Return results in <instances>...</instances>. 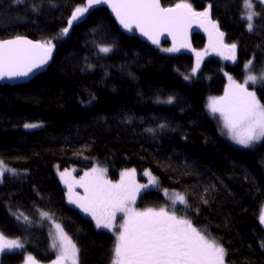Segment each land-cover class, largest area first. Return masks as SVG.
<instances>
[{"label": "trees", "instance_id": "trees-1", "mask_svg": "<svg viewBox=\"0 0 264 264\" xmlns=\"http://www.w3.org/2000/svg\"><path fill=\"white\" fill-rule=\"evenodd\" d=\"M160 1L163 8L187 3L194 12L211 4L209 19L224 33V45H237L235 60L209 52L193 74L194 57L163 51L172 48L169 43L150 46L135 32L126 36L104 7L90 8L63 35L85 0H0V40L54 45L44 73L27 84L0 85V157L18 171L0 182V234L23 245L4 250L0 264H21L25 255L54 263L48 219L37 209L49 212L71 237L78 264H112L114 233L97 229L86 213L69 206L55 175L69 167L81 174L94 165L117 182L124 170L151 172L158 184L139 196L138 207L168 205L173 192L186 195L189 218L219 240L225 264H264L258 219L264 210V140L251 148L225 140L216 127L218 113L208 107L211 98L225 94L229 77L237 83L245 77L254 55L250 71L260 72L264 28L257 22L254 32L247 31L243 0ZM260 5L257 11L264 10ZM193 45L201 49L204 38L195 36ZM254 90L264 104V84ZM170 97L173 103H167ZM25 124L39 126L26 130ZM182 208L177 206L178 215ZM21 212L30 223L17 219Z\"/></svg>", "mask_w": 264, "mask_h": 264}, {"label": "snow or ice", "instance_id": "snow-or-ice-1", "mask_svg": "<svg viewBox=\"0 0 264 264\" xmlns=\"http://www.w3.org/2000/svg\"><path fill=\"white\" fill-rule=\"evenodd\" d=\"M14 2L22 4L25 0H14ZM257 2L264 4V0H243L245 15L242 19L247 21L248 32L256 30L257 22L261 28H264V10H256ZM98 4H107L125 29L131 31L135 27L153 44H159L158 36L165 31L173 37L175 42L178 36L184 35L191 23L190 18L196 17L200 21V26L208 24L215 30L218 42L228 51L225 58L235 60L237 45L235 43L223 45L224 33L220 32L218 26L209 19L211 4L203 12H194L191 5L187 3L177 4L175 8H163L159 0H86L84 6L75 8L68 20V26L63 28L61 33L67 35L72 23L84 17L90 8ZM32 10L38 9L33 6ZM209 36L211 42V32ZM53 48L51 40L35 43L22 37L0 40V80L27 77L34 69L48 62ZM110 50L108 47L100 48L103 53ZM178 50L175 44L172 48L163 49L166 52ZM201 55L202 53H196L197 64L193 74L199 68ZM254 60L255 55L245 64V69H250ZM185 79L188 77L186 76ZM229 81L225 94L211 98L208 107L213 114H219L226 135L235 144L243 148H251L264 140V104L257 99L255 91L248 90L247 85L249 82L253 85L258 82L264 84V66L261 67L259 75H247L242 84L236 83L232 77H229ZM167 103H173V98L170 97ZM38 126L37 124L24 125L25 128ZM160 127L163 128L165 125L162 124ZM5 173L18 175V171L0 157V182L3 181ZM144 174L149 177V184H158L157 178L151 172ZM67 175L70 174L61 173V178ZM128 175H134V170L133 173H123L122 177ZM74 183L83 188L85 194L79 196L74 193L73 185L69 184V203L76 204L84 213L91 215L96 221L97 228L112 230L116 214H123V223L119 226L120 230L112 250V264H225L226 250L219 240L212 236L207 226L197 227L193 219L189 218V212L193 208L186 195L173 192L169 196L171 210L161 207L158 210L148 208L137 211L131 205L135 203L137 191L141 187L139 185L130 187L123 178L119 184H112L105 179L103 171L96 168L91 173H85L84 177ZM165 194L168 195L167 190ZM203 202L207 203V200ZM177 204L183 206L179 210L182 213L180 215L177 214L175 207ZM37 211L42 219H53L49 212L39 209ZM195 211L198 214L199 209ZM21 217L25 222H31L22 212L17 219ZM258 219L259 223L264 225V210L260 212ZM55 229L52 246L57 248L58 245L59 254L54 264H68V262L78 264L76 245L69 239L60 223H55ZM261 246L264 247V243ZM21 247L23 245L19 241H7L0 235V252ZM31 259L29 257L30 261Z\"/></svg>", "mask_w": 264, "mask_h": 264}, {"label": "rangeland", "instance_id": "rangeland-1", "mask_svg": "<svg viewBox=\"0 0 264 264\" xmlns=\"http://www.w3.org/2000/svg\"><path fill=\"white\" fill-rule=\"evenodd\" d=\"M259 3V2H258ZM264 4H262V5H260V6H263ZM245 15V9H244V7H243V16ZM255 19V18H254ZM246 21V20H245ZM246 23H247V21H246ZM197 52H199V53H202V55H201V57H200V64H199V66L200 65H202L208 58H209V50H207V48L206 47H202L201 49H196L195 50V55H194V58H195V61L197 62V56H196V53ZM215 54V53H214ZM251 69H246V74H245V77L240 81V82H238V83H240V84H242V83H244V80H245V78H246V76L247 75H249V74H255L253 71L251 72L250 71ZM260 73V72H259ZM259 73H256V75H259ZM185 78V77H184ZM237 83V82H236ZM259 84H261V83H257V84H255V85H253L251 82H249V84L247 85V87H248V90L249 91H255L254 90V88L256 87V86H258ZM218 116H219V114H218ZM219 118H220V116H219ZM215 120H216V122H215V124L217 123V119L215 118ZM219 121H220V126L218 127V123L216 124V127H217V129H218V132L220 133V135L225 139V140H231L227 135H226V130H224L223 129V122H222V119L220 118L219 119ZM220 128V129H219ZM26 129V128H25ZM27 130V129H26ZM232 141V140H231ZM263 141V140H262ZM261 141V142H262ZM259 144V143H258ZM255 145H257V144H255ZM254 145V146H255ZM102 166V165H101ZM94 168H96V169H98V170H102L103 169V166H102V168L99 166V165H94L93 167H91L90 169H88V170H86V171H83L81 174H78V169L76 168V167H69V168H67V169H63V170H56L55 171V175L57 176V178H58V180H59V182H60V184L62 185V188L64 189V191H65V196H66V200H67V204L69 205V206H73V207H75V208H78L79 210H81L79 207H77V205L76 204H74V203H69V198H68V186H69V184H71V185H73V192L74 193H76V194H78L79 196H84V189L83 188H81L80 186H78V185H76L74 182L75 181H79L82 177H84V174L85 173H91L92 172V170L94 169ZM133 170L134 169H128V170H124L122 173H120L119 174V177H121L122 176V174L123 173H133ZM65 172H67V173H69L70 175H67V176H65L63 179L61 178V173H65ZM145 172H148V171H144V172H141V173H137L136 172V170H134V175H128V176H123V177H121V179L119 180V182H117V180L119 179H117V180H109L105 175H104V177H105V179L106 180H108V181H110L112 184H119L120 182H121V180H122V178H123V180H124V182L127 184V185H129L130 187H133V186H135V185H139V186H141L139 189H138V191H137V194H136V198H135V203L133 204V205H131L135 210H137V211H144V210H146V209H148V208H141V207H138L137 206V201H138V198H139V196L143 193V192H146V191H148V190H150V189H153V186L154 185H151V184H149V177L148 176H146L144 173ZM5 174H8V173H5ZM65 181H67V183H65ZM117 182V183H116ZM146 186V187H145ZM165 194V193H164ZM172 194V193H171ZM171 194H169V196H171ZM169 196L167 197V203H168V205H161L160 207H157V208H153V209H159V208H161V207H164V208H168L169 210H171V208H172V204H171V201H170V199H169ZM177 206L178 207H183L182 205H179V204H177L175 207H176V209H177ZM91 219H92V221H93V223L95 224V226H96V221L92 218V216L91 215H89V214H87ZM116 215H118L117 216V219H116V222H114L113 223V227H112V230H109V229H106V228H97V229H99V230H103V231H107V232H110V233H114V235H115V243H116V235L118 234V232H119V230H120V228H119V226H120V224H122L123 223V214L122 213H117ZM48 221V229H49V232H50V235H51V240H52V245H53V243H54V237H55V234H56V229H55V223H59L57 220H55V219H52V220H47ZM62 226V225H61ZM64 229V228H63ZM64 232L66 233V231L64 230ZM67 234V233H66ZM1 235V234H0ZM67 236L69 237V239L72 241V243H74L73 242V240L71 239V237L67 234ZM4 239H5V237H4ZM5 240H7V241H12V240H16V241H19L20 243H21V241L20 240H18V239H12V240H9V239H5ZM22 244V243H21ZM53 247V246H52ZM22 249V247L21 248H17V249H12L13 251H19V250H21ZM54 250H56V252H57V256H58V254H59V247H58V245H57V248H53ZM6 250V249H5ZM8 250V249H7ZM11 250V251H12ZM10 251V252H11ZM2 254V252H0V255ZM29 257L30 256H27V255H25V257H24V260H23V262L21 263V264H54V263H41V262H38V261H35V260H33V259H31V261L29 260ZM79 258V257H78ZM68 264H70V262H68Z\"/></svg>", "mask_w": 264, "mask_h": 264}, {"label": "water", "instance_id": "water-1", "mask_svg": "<svg viewBox=\"0 0 264 264\" xmlns=\"http://www.w3.org/2000/svg\"><path fill=\"white\" fill-rule=\"evenodd\" d=\"M85 2H86V0H85ZM159 2L161 5L160 0H159ZM98 6L104 7L108 11V14L110 15L111 19L114 21L117 28L123 34H125L126 36H130L132 32H135L139 37H141L145 41L146 44H148L150 46L159 47L163 43H169L173 47L175 44V46L178 47V49H179L177 51L178 53H181V54L188 56V57H193V55L195 53V48H194L193 42H192L194 36H204L206 39V45H207L208 49L211 50L213 53H217L223 58H225L226 54L228 53L227 49L223 48L221 46L220 42H218L215 30H213L211 28V26L208 24H205V26H203V27L200 26V21L196 17L190 18L191 23L186 28L184 35L178 36L175 42L173 41V37L171 35H169L167 31H165V32H162L158 36L159 44H153L151 40H149L147 37L141 35L140 31L138 29H136L135 27H133L131 31H128L127 29H125L119 23V21L116 18L115 13L112 11V9L107 4H98V5H94L93 7H98ZM161 7H162V5H161ZM171 8H175V7H171ZM213 23H215V22H213ZM210 32L212 34L211 42H210V36H209ZM222 43H223V41H222ZM182 44H187L188 46H186V47L181 46ZM221 53H223V54H221ZM51 56H52V54H51ZM50 61H51V58L42 67L34 69L31 73H29V75L27 77H17V78L11 79V80H9L8 78H4V79L0 80V85L1 86H3V85L15 86V85L27 84L28 82H30L32 79H34L38 75L44 73L46 71L48 65L50 64Z\"/></svg>", "mask_w": 264, "mask_h": 264}, {"label": "flooded vegetation", "instance_id": "flooded-vegetation-1", "mask_svg": "<svg viewBox=\"0 0 264 264\" xmlns=\"http://www.w3.org/2000/svg\"><path fill=\"white\" fill-rule=\"evenodd\" d=\"M117 216H118V215H116V219H117ZM116 219L114 220V222H116ZM114 222H113V223H114Z\"/></svg>", "mask_w": 264, "mask_h": 264}]
</instances>
